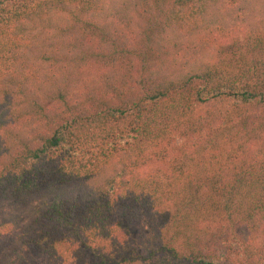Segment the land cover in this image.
I'll return each instance as SVG.
<instances>
[{"label":"trees","instance_id":"trees-1","mask_svg":"<svg viewBox=\"0 0 264 264\" xmlns=\"http://www.w3.org/2000/svg\"><path fill=\"white\" fill-rule=\"evenodd\" d=\"M0 264H264V0H0Z\"/></svg>","mask_w":264,"mask_h":264},{"label":"rangeland","instance_id":"rangeland-1","mask_svg":"<svg viewBox=\"0 0 264 264\" xmlns=\"http://www.w3.org/2000/svg\"><path fill=\"white\" fill-rule=\"evenodd\" d=\"M231 42V39H229L228 37L227 38H218L214 44H222L221 46H227V44H229ZM218 47V46H217ZM90 72H92V69L90 68L89 65H86L83 69V71L81 72V76L83 77H86V76H89ZM143 227L142 225H137L136 229L134 230V232H138L140 230H142Z\"/></svg>","mask_w":264,"mask_h":264}]
</instances>
